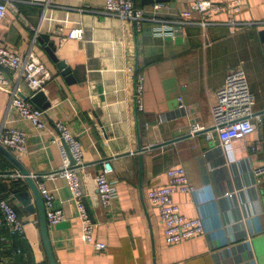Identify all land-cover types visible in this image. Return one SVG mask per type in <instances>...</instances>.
I'll use <instances>...</instances> for the list:
<instances>
[{
    "label": "crops",
    "instance_id": "1",
    "mask_svg": "<svg viewBox=\"0 0 264 264\" xmlns=\"http://www.w3.org/2000/svg\"><path fill=\"white\" fill-rule=\"evenodd\" d=\"M22 1L20 12L10 10L1 23L0 44L21 54L33 51L47 66V128L21 118L10 108L11 95L0 89V131L26 132V152L13 154L64 210V221L49 226L57 264H264V175L253 173L264 165V121L245 140L223 146L212 117L213 95L237 67L246 72L255 111L264 115V25L257 24L264 21V0H240L239 12L221 10L205 27L169 24L163 35L154 23L137 30L97 14L105 0ZM193 1L134 0L147 14L170 20ZM232 18L255 24L234 26L228 23ZM73 29H82L83 38H68ZM43 35L49 40L40 42ZM50 42L57 61L71 68L70 80L48 52ZM5 75L10 90L19 87L24 98L33 94L25 81ZM58 122L83 145L82 200L95 225L94 239L107 244L105 252L84 242L70 181L59 174L63 157L53 142ZM105 160L114 169L110 178L118 193L112 209L101 206L95 182ZM173 167H185L194 187L174 199L185 217L202 220L204 232L168 245L148 193L168 183ZM21 191H29L27 181L0 152V197L25 223V235L0 226V264H50L37 205L32 198L35 210L28 211L15 197Z\"/></svg>",
    "mask_w": 264,
    "mask_h": 264
},
{
    "label": "built area",
    "instance_id": "2",
    "mask_svg": "<svg viewBox=\"0 0 264 264\" xmlns=\"http://www.w3.org/2000/svg\"><path fill=\"white\" fill-rule=\"evenodd\" d=\"M22 0H0V25L11 10L19 13V3ZM29 3H43V0H27ZM194 0L189 10L174 19H163L156 15H149L143 9L135 6L134 0H105L101 14L107 17L118 18L132 23L137 30H141L145 23H154L161 29H156L159 34H167L169 24L199 23L202 26L214 24L210 16L219 13L226 8L239 12L240 0ZM23 2V1H22ZM200 16L193 20V16ZM45 16V15H44ZM21 18L28 23L27 19ZM231 25H254L255 23H240L235 18L230 19ZM257 24L264 25V21ZM82 29L71 30L67 37L70 39H82ZM5 71L13 73L19 79L25 81L33 90V94L24 98L21 89L17 87L10 90V80ZM51 78L49 70L44 62L31 51L21 54L0 44V89L11 95L10 108L15 110L21 118L31 122L39 130L47 128L45 111L33 105L30 101L39 92H45L46 83ZM143 79H140L137 87V106L144 109L142 92ZM256 99L249 85L248 77L242 67L231 70L225 79L224 85L213 95L212 117L214 129L218 134L221 145L229 146L235 140H245L246 137L257 131L264 121V115L255 111ZM56 134L53 142L58 145L63 157V168L59 174L68 177L74 194V200L78 215L82 223L83 240L86 244L94 246L95 250L102 253L107 249V244L94 239V223L92 222L82 200L81 181L78 172L84 164V149L81 141L74 136L63 123H56ZM194 129L193 131H196ZM28 135L17 128H3L0 131V144L15 153H25L27 150ZM253 151L259 150V146H252ZM72 157L74 163H71ZM114 172L108 161H103L95 182L99 194L100 204L104 209H112L115 205L118 193L111 181ZM256 176L264 175V165L253 170ZM168 183L162 187L152 188L148 193L149 203L155 207L165 227L166 242L174 245L201 235L204 225L201 219H188L185 217L174 196L177 192H194V187L189 181L185 167H173L167 170ZM44 199L47 221L49 226H55L65 219L62 208L56 206V198L53 192L44 184L39 185ZM7 225L13 233L25 235V223L19 216L15 207L7 200L0 197V226Z\"/></svg>",
    "mask_w": 264,
    "mask_h": 264
},
{
    "label": "water",
    "instance_id": "3",
    "mask_svg": "<svg viewBox=\"0 0 264 264\" xmlns=\"http://www.w3.org/2000/svg\"><path fill=\"white\" fill-rule=\"evenodd\" d=\"M148 2H151V0H145ZM154 0H152L153 2ZM157 1H163V0H157ZM261 37L264 40V30L261 31ZM43 40L48 41V36H42L40 38V42ZM47 50L56 61L58 68L61 70L62 74L67 76L68 80H70L71 77V68L66 67L63 62H58L57 58L55 57V46L53 42H50L47 46ZM8 72V71H5ZM33 102L34 106L41 109L46 110L50 107V103L47 101V98L44 94V92L37 93L34 97L30 100ZM215 131V129H214ZM216 132V131H215ZM218 137V136H217ZM141 148V147H140ZM0 152L15 166L17 171L20 172V174L25 178V180L28 183L29 191H21L16 193L15 197L22 203V205L31 213H34V205L32 204V198L35 200V203L38 208L39 216H40V228H41V235L42 240L44 244V248L47 253V257L50 264H57L55 255L53 252L52 244L50 241V235H49V225L47 221V214H46V207L44 203V199L41 195L40 189L38 184L36 183L34 176L31 175V173L24 167V165L20 162V160L13 155L7 148H5L3 145L0 144ZM71 163L73 164L74 161L72 157H70ZM81 181V180H80ZM81 189H82V183H81ZM87 207V206H86ZM88 209V208H87Z\"/></svg>",
    "mask_w": 264,
    "mask_h": 264
},
{
    "label": "rangeland",
    "instance_id": "4",
    "mask_svg": "<svg viewBox=\"0 0 264 264\" xmlns=\"http://www.w3.org/2000/svg\"><path fill=\"white\" fill-rule=\"evenodd\" d=\"M6 148V147H5ZM9 150V149H8ZM12 154L15 153L14 151L9 150ZM14 155V154H13Z\"/></svg>",
    "mask_w": 264,
    "mask_h": 264
}]
</instances>
